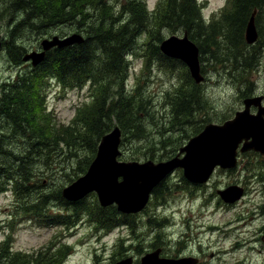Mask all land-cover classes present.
<instances>
[{
	"label": "rangeland",
	"instance_id": "rangeland-1",
	"mask_svg": "<svg viewBox=\"0 0 264 264\" xmlns=\"http://www.w3.org/2000/svg\"><path fill=\"white\" fill-rule=\"evenodd\" d=\"M117 1L110 0L109 3L117 6ZM160 1L144 0L145 11L153 13ZM197 2L201 5L205 23H208L224 10L227 0ZM2 7L0 0V14ZM11 25L9 15L3 13L0 19V87L13 80L19 71L28 72L32 69L29 62L17 66L10 61L9 56L13 54L5 44L12 41ZM256 29L259 42L253 48L249 46L248 57L254 60L252 68L241 66L240 59L238 63L224 64L211 63L207 61L206 55L200 56L204 60H199L204 80L200 84L192 80V85L197 86L195 88L200 91L205 104L196 107L190 118L191 123L183 125L180 130H173L169 97L171 92L183 86L189 89L183 79L184 68L175 63L171 69L160 66L150 56L147 38L139 37L135 50L126 57L129 62L124 89L128 94L140 95L149 107L150 117L140 116L147 138L139 143L127 134L123 146L121 135V156L118 160L129 162L130 157L137 154L135 157L139 158L138 161H143L142 154L147 153L146 147L149 145L158 150L154 161L171 159L205 125L224 123L233 117L235 111L243 109L244 98L264 94V11L256 21ZM73 33L76 32L68 24L45 29L44 32L24 27L17 30L15 44L24 55L40 51L43 39L52 36L61 38ZM163 33L164 39L174 35L182 37L181 33ZM258 45L262 47L260 50L256 48ZM217 55L218 52L215 53ZM89 86L86 83L81 89H62L52 79L47 81L45 90L42 88L39 96H43L34 112H42L45 115L43 118L49 117L54 124V136H48L54 146L48 149H40L43 147L40 144L41 147L32 152L31 146L35 142H31L34 133L29 129L30 123L26 122L23 126L21 122L25 133L20 130L15 134L6 115L0 114V169L4 171L5 164L12 165L14 156L22 159L25 166L31 169L32 175L28 177L27 186L32 190L24 198L20 197L21 200L36 199L42 195L53 197L57 190L75 181L80 162L83 167L85 160L94 157L80 140L71 143L68 149L63 144L60 146L64 138L62 132L71 126L76 109L82 110V106L91 101L92 89ZM4 110L7 114V110ZM162 140L166 143L164 148L159 144ZM6 151L11 152V156L6 155ZM245 153L238 168L233 171L215 169L210 180L199 188L187 183L181 169L173 171L162 181L165 185L161 195L151 196L146 208L140 213L125 215L130 216L127 218L128 225L117 215L115 220L121 223L123 230L110 232L90 220L88 211L94 206L99 207L94 193L84 199L85 204L79 216L82 221L49 227L46 226V222H51L49 219L61 215L71 217L76 214L74 208L63 210L62 206L52 201L47 204V210L45 207L47 217L42 216L45 218L42 220L44 224L30 220L31 216H41L24 209L26 205L19 204V197L11 183L1 178L0 264H42L48 253L56 252L59 258L64 255L60 264H114L128 257L132 259V264H139L141 257L156 247L162 249L160 257L189 256L200 260V264H264V175L259 174V170L264 169V160L252 155L244 157ZM235 183H245L250 188L249 198L232 209L220 207L217 190L236 186ZM104 214L109 215L110 212Z\"/></svg>",
	"mask_w": 264,
	"mask_h": 264
},
{
	"label": "trees",
	"instance_id": "trees-1",
	"mask_svg": "<svg viewBox=\"0 0 264 264\" xmlns=\"http://www.w3.org/2000/svg\"><path fill=\"white\" fill-rule=\"evenodd\" d=\"M109 2L110 0H1L3 7L0 19L3 13H7L9 22L12 23L10 31L12 41L5 45L7 49H11L13 56L10 54L9 57L14 65L19 66L25 55L21 54L20 47L15 44L18 29L30 27L44 32L45 29L68 24L76 33H83L81 44L51 49L36 67H32L28 72L19 71L13 80L3 83L0 87V114L6 115L15 134L25 130L23 126L26 122L30 123L29 129L34 133L31 142H35L31 146L32 152L41 145L43 147L40 149L54 146V142L48 140V136H54V124L49 117L43 118L45 115L42 112H34L43 96H39L42 88L45 90L47 81L52 79L62 89H81L86 83H89V89H92L90 105L84 104L80 111L77 108L71 126L63 130L61 147L63 144L68 149L71 143L80 140L85 148L91 151V157L95 156L101 137L114 127H119L123 146L127 134L139 143L147 138L140 116L150 117L149 107L140 95L137 97L134 93L128 94L124 89L129 62L126 57L135 50L137 40L141 36L147 38V44L151 48L150 56L160 66L171 69L175 67L173 64L175 63L184 68L183 79L189 89L186 90L183 86L182 89L171 92L169 97L172 127L173 130H180L183 125L191 123L190 118L197 110L196 107L203 104L205 99L200 95L198 88H195L197 86L192 85L193 81L186 68L179 61L160 53L159 45L164 39L163 32L168 31V35L186 34L189 41L198 48L200 62L204 61L200 56L206 55L207 61L211 63L226 64L240 59L241 66H247L252 59L248 57L250 52L249 45L244 41V29L253 11L256 12L255 26L258 17L264 11V0H227L219 16L205 23L201 5L197 0H161L153 13L145 11L144 0L121 2L118 0L116 3L118 8ZM254 46L255 44L252 48ZM4 109L7 110V114ZM46 115L50 116L47 112ZM159 144L164 148L166 143L162 140ZM146 149L147 153L142 154V160L154 161L153 157L158 150L151 145ZM5 154L11 156L9 151ZM135 156L137 154L132 155L130 161H138L139 158ZM93 158L85 160L83 167L80 162L75 174L76 179L85 174ZM3 168L4 171L0 169V180L4 178L6 183H11L19 197L17 199L19 204L26 205L24 209L47 217L44 210L45 207L47 210V204L52 201L64 209L70 205L74 208L75 215L52 217L49 219L51 222H46V226L60 224L66 226L81 219L79 216L86 197L70 203L62 198L59 189L53 197L42 195L36 199L21 200L20 197L24 198L32 190L27 186L28 177L32 175L31 169L16 156L12 157V165L5 164ZM164 185L165 182L160 183L153 190V195H161ZM99 207L94 206L88 211L90 220L97 222L108 232L121 225L115 220L116 217L120 216L119 219H123L124 222L130 217L119 214L113 205ZM104 212L110 214L105 215ZM39 222L44 224L42 220ZM62 257L59 258L57 252L48 253L42 264H60ZM13 258L16 259L15 256Z\"/></svg>",
	"mask_w": 264,
	"mask_h": 264
},
{
	"label": "water",
	"instance_id": "water-1",
	"mask_svg": "<svg viewBox=\"0 0 264 264\" xmlns=\"http://www.w3.org/2000/svg\"><path fill=\"white\" fill-rule=\"evenodd\" d=\"M124 1V0H121ZM250 15L245 29L244 41L253 45L258 38L254 17ZM83 42L81 34L52 36L40 42V51L26 53L22 62L31 67L40 64L45 54L53 48L61 49ZM1 48V38H0ZM162 55L182 62L195 84L204 78L200 71L199 51L186 34L182 37L170 36L159 45ZM260 98L243 101V110L236 112L232 119L223 124H208L196 136L181 147L176 156L162 162L118 160L121 132L114 127L103 135L97 145L96 153L85 174L61 190V196L68 202H77L88 194H96L101 207L114 205L125 215L141 212L153 190L162 180L176 169H181L184 179L192 184H205L216 167L231 169L236 165V155L247 151L264 155V107ZM251 106L257 107L256 114H250ZM183 154V157L179 155ZM224 203H234L242 196V188L229 186L217 191ZM114 264H132L130 257ZM139 264H189L185 259H166L159 257V250L146 253Z\"/></svg>",
	"mask_w": 264,
	"mask_h": 264
},
{
	"label": "flooded vegetation",
	"instance_id": "flooded-vegetation-1",
	"mask_svg": "<svg viewBox=\"0 0 264 264\" xmlns=\"http://www.w3.org/2000/svg\"><path fill=\"white\" fill-rule=\"evenodd\" d=\"M258 38H259V35H258ZM256 44V43H255ZM254 45V44H253ZM258 50H260L262 47L260 46V45H258L257 47H256ZM252 66H254V60L252 59V62L250 63V64H248L247 65V67L248 68H252ZM248 98H260L261 100H260V106L261 107H264V94H258V95H253V96H250V97H246V98H244L243 100H242V105H243V101L245 100V99H248ZM243 109H241V110H239V111H242ZM238 110L237 111H235L234 112V114L236 113V112H239ZM257 111H258V108L257 107H254V106H251L250 107V109H249V113L250 114H256L257 113ZM234 116V115H233ZM249 152V151H248ZM251 152H253V151H251ZM248 155H252V156H254V157H257L256 159H258V158H260V159H262V160H264V155H261V154H259L258 152H254V153H245L244 154V157H246V156H248ZM184 155L182 154V155H179V157L181 158V157H183ZM241 157H243V153H238V156H237V164H236V167L233 169V170H235L236 168H238L239 166H240V163H241ZM259 160V159H258ZM264 165V164H263ZM242 167H243V165H242ZM177 170V169H176ZM232 170V171H233ZM214 172H215V170H214ZM259 174H262V175H264V169H261V170H259ZM186 180V179H185ZM210 180V179H209ZM208 180V181H209ZM187 181V180H186ZM207 181V182H208ZM187 183H189V184H191L193 187H195V188H199V187H202V186H204V184H201V185H199V184H192V183H190V182H188L187 181ZM206 184V183H205ZM235 185H236V183H235ZM243 185H245V186H243ZM236 186H238V187H240V188H242V196H241V198L238 200V201H236V202H234V203H224L222 200H221V198L219 197V195H218V197H219V201H218V205H220V207H225V208H227V209H232V208H235V207H237V206H239L240 205V203L242 202V201H244L246 198H249L248 197V194L250 195L251 194V192H250V188L249 187H247L246 186V184L245 183H239V184H237ZM229 187V186H228ZM227 188V187H226ZM225 188V189H226ZM224 190V189H223ZM217 191H219V190H217ZM152 192H153V190H152ZM151 192V194H150V196H149V200H150V198H151V196H154L153 195V193ZM217 193V192H216ZM257 195V194H256ZM148 200V201H149ZM71 203V202H70ZM220 203V204H219ZM147 204H148V202H147ZM147 204H146V206H147ZM146 206H145V208H146ZM69 207H71V205L69 206ZM144 208V209H145ZM143 209V210H144ZM63 210H66V209H64L63 208ZM142 210V211H143ZM36 214V213H35ZM36 215H39V216H41V214H36ZM44 219L45 218H42V216L41 217H33V216H31V218H30V220H33V221H40V220H43L44 221ZM79 221H82V219H80ZM125 224H127L128 225V223H126L125 222ZM49 227H51V225H49ZM127 229V228H126ZM157 250H159V257H160V253H161V248L160 247H156V248H154V249H152V250H150L149 251V253H151V252H155V251H157ZM160 258H163V257H160ZM166 259H172V260H178V259H185V260H187L188 262H189V264H200V260H198V259H196V258H192V257H189V256H182V257H179V256H173L172 255V257H170V258H166ZM202 263V262H201Z\"/></svg>",
	"mask_w": 264,
	"mask_h": 264
},
{
	"label": "bare ground",
	"instance_id": "bare-ground-1",
	"mask_svg": "<svg viewBox=\"0 0 264 264\" xmlns=\"http://www.w3.org/2000/svg\"><path fill=\"white\" fill-rule=\"evenodd\" d=\"M23 116V115H22ZM28 123V122H27Z\"/></svg>",
	"mask_w": 264,
	"mask_h": 264
}]
</instances>
